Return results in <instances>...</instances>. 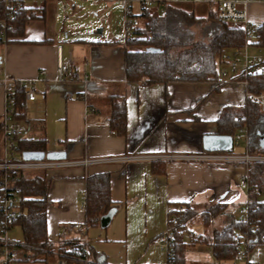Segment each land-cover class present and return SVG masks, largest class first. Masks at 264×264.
<instances>
[{"label":"crops","instance_id":"1","mask_svg":"<svg viewBox=\"0 0 264 264\" xmlns=\"http://www.w3.org/2000/svg\"><path fill=\"white\" fill-rule=\"evenodd\" d=\"M110 1L117 5L115 0ZM60 3L61 0H45L26 4L44 8V18L32 20L26 26L22 42L0 43V64L15 79L33 83L37 98L26 99L27 119L23 123L30 126L33 139L46 138L47 153L65 152L70 162L98 158L114 161L56 167L37 173L49 183V240L57 244L63 227L85 223L81 205L87 179L109 173L113 201L110 211L114 214L105 223L101 219L98 226L88 229L93 252L107 264H167L165 252L154 241L167 229L171 207L187 204L201 210L220 203L227 206L226 216L235 215L238 210L236 218H241L250 196L240 186L241 179L248 174V166L240 161L163 158L159 161L166 163L155 164L149 157L203 154L206 151L203 136L218 134L217 121L224 107L245 106L247 88L241 79H233L235 75L230 72L221 78L218 92L212 91L213 83L174 81L148 86L128 82L125 47L116 45V38L104 35L107 26L109 33L115 28L121 34L122 19L114 20L115 16L100 14L98 10L94 13L96 20L77 28L70 26L73 21L70 10ZM249 15L252 18L258 14L249 8ZM101 21L106 23L94 30ZM87 27L85 33L83 29ZM4 28L5 22L1 20L0 39ZM95 34L102 38H96ZM112 39L113 43H108ZM59 46L62 60L72 58L82 77L88 76V83L82 77L59 80ZM114 94L126 99V136L113 133L110 123H106L110 121V96ZM4 103L5 86L0 83V158ZM161 168L164 171L157 172ZM258 200L264 203V190ZM70 235L75 237L76 233ZM50 256L57 264V258ZM249 257L255 264L264 262V247L253 248Z\"/></svg>","mask_w":264,"mask_h":264},{"label":"trees","instance_id":"2","mask_svg":"<svg viewBox=\"0 0 264 264\" xmlns=\"http://www.w3.org/2000/svg\"><path fill=\"white\" fill-rule=\"evenodd\" d=\"M44 18V8L24 7L12 19L8 18L4 4L0 1V21L6 20L7 27L3 31L0 43L22 42L25 37L26 26L36 19ZM144 28L139 30V38L130 41L125 47V68L128 82L153 85L168 84L174 81L185 83H213V92L221 89V69H226L223 63L225 52L244 44V33L236 28L218 21L214 12L209 11L206 17H199L193 11L181 7H170L166 17H160L156 12L148 11L143 19ZM202 38L197 39L193 27L202 26ZM257 46L264 47L263 27H257ZM116 44V42L114 41ZM151 48L157 49L155 51ZM243 79L242 76L233 79ZM89 85V84H87ZM249 90L252 93L264 92V75L252 76L249 79ZM16 121L26 122V92L17 86ZM110 126L113 133L127 135L128 114L126 99L119 95L110 96ZM218 134L235 136L241 128L247 129L249 153L263 155L264 147V108L247 98L242 108L224 107L217 121ZM19 151L47 152V140L20 139ZM223 152V151H219ZM156 161L155 164H162ZM166 163V162H163ZM164 171L163 168L157 172ZM40 173L20 174L19 186L22 192L29 197L22 205V215L15 226H20L23 232V242L33 248L26 249L32 252L34 260L50 256V251H65L68 245L75 250L81 246L80 237L70 241L54 244L49 240L47 229V205L49 183ZM248 182L257 191L250 192L249 200L244 208L249 210V223L242 222L235 215L227 216L224 226L214 228L210 234L197 237L191 232L192 226L201 224L210 225L224 213L227 206L213 203L201 210L188 205L185 213L177 212L179 223L175 227L174 264H189L187 250L190 246L202 244L210 246L215 264H230L235 258L238 248L247 238L264 234V203L259 202L258 196L264 190V161L254 160L248 164ZM87 203L85 224L88 228L100 224L103 216L112 209L111 176L109 173H99L87 179ZM175 211H170L169 215ZM252 224H258V232H253ZM188 236V238H187ZM57 245V246H56ZM253 247H249L251 252ZM92 251V257L99 264H107L106 260ZM46 259V258H45Z\"/></svg>","mask_w":264,"mask_h":264},{"label":"built area","instance_id":"3","mask_svg":"<svg viewBox=\"0 0 264 264\" xmlns=\"http://www.w3.org/2000/svg\"><path fill=\"white\" fill-rule=\"evenodd\" d=\"M6 9L8 18H14L19 11L26 7L27 3L45 1V0H0ZM122 12V32L115 39L116 45L126 47L130 41H135L139 38V30L144 28V17L148 11L156 12L160 17L164 18L167 15V10L170 7H176L181 4H203L209 7L211 12H214L217 19L221 23H225L231 27H236L244 33V44L240 47L230 49V55L225 56L224 64L228 67L230 73L236 76H242L243 83L247 90V98L253 102L260 104L264 108V92L252 93L249 90V79L252 76L264 75V57L260 54L251 52V47L257 41L258 29L255 22L249 15V6L252 3H264V0H115ZM5 28L7 27V21ZM3 29V31L5 30ZM58 71L59 80H73L82 77L81 72L75 65L72 58L67 61L62 60V47L59 46ZM220 75L226 77L227 69H221ZM84 83L89 82L88 76H83ZM0 83L5 86V105L2 120V135H3V156L0 158V255L1 264H19L20 262L32 260V252H27L26 249L33 248L26 245L24 242L17 241L10 237V232L14 229L15 223L22 215V205L29 199L19 186L21 179L20 174L36 173L39 171H47L56 167H65L73 165H89L93 163H103L114 161L111 158L85 159L80 162H70L64 160H25L22 153L19 151L20 139H33L30 126L26 123L16 121L17 98L15 89L17 86L24 88L26 99L33 101L37 98V94L32 89V82H24L15 79L9 74L4 66L0 64ZM110 123V121H106ZM234 146L240 145L245 139L244 154L238 155L228 151H205L201 155L181 156L168 155L165 157L152 156L149 159L159 161L163 160H196L209 162H244L247 166L249 162L254 160L264 161L263 155H251L249 153L250 136L245 128H241L235 136ZM137 157L135 159H140ZM119 160V159H117ZM162 160V159H161ZM247 176H244L240 181V186L248 192L257 191L252 188L248 182ZM87 192L83 193V202L81 205L82 211L86 212ZM189 209L187 204H178L171 207L170 211H175L169 215L167 229L155 238L154 243L165 252L167 256V264H174V249H175V227L179 220L177 212L185 213ZM169 211V212H170ZM249 210L242 209V222L249 223ZM88 227L85 223H72L68 227H63L58 239V243L67 242L73 239L70 234L75 232V237H80L81 241L77 249L72 245H68L65 251L60 252L55 249L50 251L49 255L57 258V264H99L92 257V248L87 237ZM253 232H258L259 225L252 224ZM57 243V244H58ZM57 246V245H56ZM249 247H264V234L256 235L252 238H247L238 248L235 258L230 264H255L250 260L248 251ZM264 264V262L259 263Z\"/></svg>","mask_w":264,"mask_h":264},{"label":"rangeland","instance_id":"4","mask_svg":"<svg viewBox=\"0 0 264 264\" xmlns=\"http://www.w3.org/2000/svg\"><path fill=\"white\" fill-rule=\"evenodd\" d=\"M110 0H61V5L62 8L66 5L67 9L70 10L69 16L73 17L72 24L70 26H76L78 27H84L86 23H88L89 20H96L98 17L94 14L97 13L98 10H100V14H105V15H110V16H115L114 20L122 19V12L120 8L113 3H110ZM74 6H78V8L75 9ZM177 7H181L187 11H193L195 15L199 17H206L208 15L209 7L207 5L203 4H181L178 5ZM250 9H254L256 14L254 15L251 19L255 22L257 27H263V33H264V4H251ZM80 16V18H78ZM65 20V17H63V21ZM104 23L101 21V23H97L95 25L96 30L98 27L103 26ZM206 24L203 23L202 26H195L193 27V30L195 31L196 38L201 39L202 38V27ZM107 26V24L105 25ZM88 27L83 29L84 32L86 33ZM106 37L109 35L111 38H117L120 35V32H118L117 29L113 28L111 32H108V26L105 30ZM87 35H85L86 37ZM96 38H102L98 34L94 35ZM257 41L255 40V43ZM108 43H113V39L109 40ZM251 52L260 54L264 57V47H259L257 45H254L251 47ZM226 56L230 55V49H228L225 52ZM227 71H229L227 67ZM244 146H245V139L242 141L240 145H235L234 149L228 151V152H234V153H244ZM240 211V210H239ZM239 212L236 210L235 216L238 217ZM228 220L226 213H224L221 217L217 218L211 225L210 227L204 226L201 224H196L192 227H190L191 232L193 237H197L198 235L202 234H210L214 228H219L221 229L224 226V223ZM10 237L12 239H15L17 241L23 242V232L20 226H15L14 229L10 232ZM188 254V261L189 264H215V259L212 254V249L210 246L202 245V244H197L194 246H190L187 250ZM40 262H35V261H23L20 262L19 264H54L55 258L54 257H49L48 259H45V257H41V260H37Z\"/></svg>","mask_w":264,"mask_h":264},{"label":"water","instance_id":"5","mask_svg":"<svg viewBox=\"0 0 264 264\" xmlns=\"http://www.w3.org/2000/svg\"><path fill=\"white\" fill-rule=\"evenodd\" d=\"M155 51L157 49L151 48ZM261 145L264 147V139H262ZM234 147V139L231 135L221 134H206L203 136V148L209 152L215 151H230ZM25 160H43L45 158L50 160H64L67 158L65 152H40V151H25L22 153ZM114 214V211H110L107 215L102 217L103 223L105 219H110Z\"/></svg>","mask_w":264,"mask_h":264}]
</instances>
